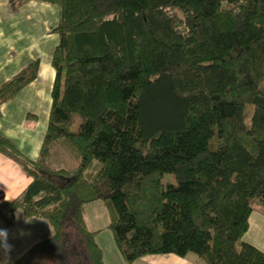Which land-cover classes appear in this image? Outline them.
Here are the masks:
<instances>
[{
    "label": "trees",
    "instance_id": "obj_1",
    "mask_svg": "<svg viewBox=\"0 0 264 264\" xmlns=\"http://www.w3.org/2000/svg\"><path fill=\"white\" fill-rule=\"evenodd\" d=\"M40 1L59 8L52 107L36 160L0 134L33 178L0 200V221L16 226L20 210L51 230L11 264H105L104 230L128 264H264L242 239L264 212V0ZM39 69L4 82L0 104ZM96 201L105 228L85 219Z\"/></svg>",
    "mask_w": 264,
    "mask_h": 264
},
{
    "label": "crops",
    "instance_id": "obj_2",
    "mask_svg": "<svg viewBox=\"0 0 264 264\" xmlns=\"http://www.w3.org/2000/svg\"><path fill=\"white\" fill-rule=\"evenodd\" d=\"M58 21L57 5L30 0L14 6L11 0H0V87L31 61L40 60L38 78L14 99L0 104V134L10 138L25 155L34 160L39 157L52 107V88L56 76L52 58L59 41L54 28ZM32 179L20 164L0 151V200H13ZM19 217L17 211V222ZM85 219L88 223L87 214ZM22 220L27 222L25 218ZM249 223L243 241L264 252V212L259 207L252 212ZM89 226L99 228L95 224ZM50 230L48 228L47 232ZM102 234H98V242L104 249V263L128 264L109 230L106 236L110 241V251L109 254L106 252L100 242ZM163 261V264H206L190 253L185 257L172 255L169 260Z\"/></svg>",
    "mask_w": 264,
    "mask_h": 264
},
{
    "label": "rangeland",
    "instance_id": "obj_3",
    "mask_svg": "<svg viewBox=\"0 0 264 264\" xmlns=\"http://www.w3.org/2000/svg\"><path fill=\"white\" fill-rule=\"evenodd\" d=\"M18 212L20 217L16 226L5 228L0 221V229L6 230L7 233L6 240L0 237V264H11L29 245L38 240L43 233L47 232L48 228H51L50 222L43 218H37L38 220L26 219L27 222H24L22 220L24 219L22 212L20 210ZM86 214L89 220L88 223L91 225L95 224L99 228H105L111 219L110 211L102 201H96L87 205ZM102 232L100 242L109 254L110 241L106 236L108 230ZM172 255L175 254L151 255L148 258L138 259L135 264H163V260H169V256L172 257ZM190 255L194 256L196 254L190 253Z\"/></svg>",
    "mask_w": 264,
    "mask_h": 264
},
{
    "label": "clouds",
    "instance_id": "obj_4",
    "mask_svg": "<svg viewBox=\"0 0 264 264\" xmlns=\"http://www.w3.org/2000/svg\"><path fill=\"white\" fill-rule=\"evenodd\" d=\"M0 237H3L6 240L7 238L6 230L0 229Z\"/></svg>",
    "mask_w": 264,
    "mask_h": 264
}]
</instances>
